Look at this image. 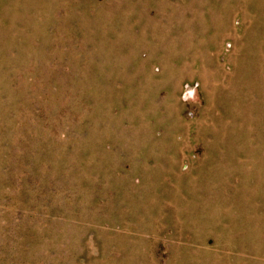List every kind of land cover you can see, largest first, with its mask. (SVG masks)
Listing matches in <instances>:
<instances>
[{"label": "rangeland", "instance_id": "374dc122", "mask_svg": "<svg viewBox=\"0 0 264 264\" xmlns=\"http://www.w3.org/2000/svg\"><path fill=\"white\" fill-rule=\"evenodd\" d=\"M0 264H264V0H0Z\"/></svg>", "mask_w": 264, "mask_h": 264}]
</instances>
